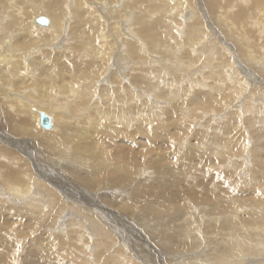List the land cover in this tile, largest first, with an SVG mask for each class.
<instances>
[{
	"label": "bare ground",
	"instance_id": "6f19581e",
	"mask_svg": "<svg viewBox=\"0 0 264 264\" xmlns=\"http://www.w3.org/2000/svg\"><path fill=\"white\" fill-rule=\"evenodd\" d=\"M17 1L10 0L8 7L0 6V49L4 46L6 55L0 59V92L1 97L11 94L9 104L5 103L11 110L5 117L7 124L16 132L31 130L30 127L26 130L25 124L28 108H35L36 104L32 93L40 91L44 83L45 92L61 99L47 103L52 113L48 110L51 126L45 129L54 127L58 110L65 108L67 114L62 117V127L56 131L57 137L51 136L56 142L64 141L61 142L64 145L70 142L75 152L83 156L86 168L76 169L71 162L65 166L62 163L63 175L52 172L56 177L55 186L51 187L38 175L3 169L4 164L11 166L18 158L8 155L7 149L0 146V264H15L19 247L25 249L22 264H80L76 261L79 254L74 251L85 250V245L79 246L81 240H86L80 231L84 220L70 216L90 220L88 226L96 245L103 236L94 230L97 218L89 210L118 209L137 219L141 203L147 213L146 217L138 218L146 221L145 225L152 223L150 227L154 229L145 235L153 238L154 247L167 257L185 258L187 252L196 250L204 264H251L257 258L253 264H264V199L256 191H241L235 174L219 169L225 162V166L241 169L238 175L244 177L253 172L264 173V162L257 152L264 149V103L256 100L258 89L264 94V41L259 44L246 37L241 42L238 40L243 36H239L229 44V39L217 32V27L207 39V26L198 11L191 7L182 10L183 0H43V3L21 0L20 6ZM119 1L122 6L117 9ZM196 1L202 10L206 6L202 12L213 27L217 14L221 13V8H217L221 0ZM2 2L5 0H0V5ZM254 5L260 6V0H254ZM261 7L257 9L261 12L257 21L263 23L264 6ZM45 15L49 16L47 24L39 23L37 19ZM183 18L189 20L185 23ZM107 25L111 27L110 33L105 32ZM179 28H185L184 37ZM111 37L114 39L110 40ZM36 41L39 44H34ZM255 46L261 52L258 56L261 64L257 62V68L241 58V53H257L258 50H252ZM234 50L240 52L241 57H233L241 72L235 65L230 70L229 53ZM24 60L29 62H21ZM192 65L199 67L192 76L198 73L199 77H191V85H183L177 78L187 77L185 73ZM29 68L35 73L41 68L50 70L52 80L46 82L47 77L43 78L45 81H40L36 89V80L31 78L33 71ZM42 93L37 92L36 96ZM249 112L255 115L241 116ZM38 113L32 112L35 120ZM222 113L225 118H219ZM18 115L23 127L15 124ZM196 119L202 128L194 126L179 145L184 157L181 159L188 162L205 154L209 157L206 168L211 177L205 183L208 188L204 194L191 190L197 184L189 182L186 176L194 174L195 178L190 180L195 181L204 174L199 167H193L194 172H186L180 166L171 179L166 180L160 173L150 185H144L146 178H136L132 167L127 170V158L115 160L108 151L109 145L124 144L136 151L128 159L137 166L140 155H152L143 146L144 140L149 139L151 146L165 142L167 149L161 154L156 151L159 159L152 163L155 162V168L174 170V161L168 159L176 154L172 150L174 139L188 133L192 127L189 122ZM0 126H3L1 117ZM176 126L184 133L173 136L169 129ZM245 127L256 136V144L248 152L245 151L248 148L244 141ZM42 131V135H49L46 130ZM195 133L199 142L192 139ZM136 137L143 140L137 142ZM235 151L241 153L236 158L247 152L249 164L243 166L237 159L228 163L226 156ZM42 168L45 169L44 165ZM184 180L189 189L182 191L179 186ZM131 184L138 185L127 198ZM56 189H63L62 193ZM68 198L91 206L81 207L80 211L66 201ZM121 238L122 235L115 233L107 245L101 244L106 250L103 264H137L123 254ZM68 248L74 253L71 258H63L61 253ZM96 256L95 264H102L96 263L102 254ZM89 257L85 254L80 259L88 261Z\"/></svg>",
	"mask_w": 264,
	"mask_h": 264
},
{
	"label": "rangeland",
	"instance_id": "374dc122",
	"mask_svg": "<svg viewBox=\"0 0 264 264\" xmlns=\"http://www.w3.org/2000/svg\"><path fill=\"white\" fill-rule=\"evenodd\" d=\"M9 1L5 0V2H7V3L2 2L0 6H2V8H3V6L8 7L9 4H11V2H9ZM18 1L21 2V0H18ZM35 1H38L36 3H43V0H35ZM35 1H34V3H35ZM52 1H54V0H52ZM171 1L173 2L174 0H171ZM248 1L250 3L253 1L252 3L254 4V0H244V1L243 0H224V3L221 0L218 3V7H217L218 9L221 8V11H220L221 13L217 14L218 18L216 16V19H217L216 22H214V23L211 22V23L214 24L213 27L209 23L210 20L209 19L206 20L204 18L203 12L206 11V6L202 10V7H198L196 0H192L193 5L191 3V0H183L184 3H183L182 10L185 9V8L191 7V9H194V10L198 11L199 16H201L203 24L205 26H207L206 29H207L208 34H209L207 39H209V36L212 33L211 31L216 30V29H213V28L217 27L219 29V30H217V32H219V34L223 33V37H225L226 39H229L228 40L229 42H227L229 44H230V42H232V40H234L236 38H239V36H241V37L243 36V37L241 39H239L238 41L242 42L246 37H249L250 40L251 39H252V41L255 40V41L259 42V44H261L262 40L264 41V21L262 23L261 20L260 21H257V20H259L261 18V16H259L260 15L259 13H261V12L260 11L258 12V10H259L258 8H262L261 5L264 6V0H260V6L259 5L258 6H255V5L253 6V4H250ZM4 3H5V5H3ZM18 4H19V2H18ZM69 4H70V2H69ZM117 4L119 5V6H117V9L120 6H122V2H120V1ZM19 6H20V4H19ZM223 6H225V7H223ZM112 8H116V7H114V5H112ZM250 9L253 10V11H251ZM216 11H218V10H216ZM230 12H232V13H230ZM254 15H256V18H255ZM45 16H46V18L49 19L48 15H45ZM223 19H226V20H223ZM229 19H231V20H229ZM183 20L184 21L186 20L185 21V23H186L189 20V18H183ZM242 21H244V22H242ZM224 22H226V23H224ZM228 23H229V26L227 25ZM206 24H208V25H206ZM248 28H250V29H248ZM261 28L263 29V31H262ZM179 29H181V31L183 32L185 28H183V29L179 28ZM105 30H106L105 32L110 33V30H111L110 25H107ZM183 35H184V32H183V34H181V36H183ZM228 36H229V38H228ZM113 39L114 38H112L110 40H113ZM217 41L218 42H216V43H219V41H221V40L219 39ZM38 42L39 41H36V42H34V44H37ZM225 43H223V44L226 46ZM53 46H55V45L53 44L52 47ZM249 47H251V44H250ZM3 48H4V46L0 49V59L3 56L4 57L6 56L5 53H4ZM226 48H228V47L226 46ZM258 48H259V46H255L252 49V50H254V49L258 50L257 53L250 52V54H248V55H245L244 53H241V55L243 57L240 56V52L238 50H234V52H233L234 55H233V53H231V55L229 53V56H232V57H230V59L232 60V66L230 67V70H233L234 67L236 66L235 68L237 69V71L241 72V70L238 68V64L236 65L235 57H237V56L241 57L242 59L246 58L248 60V62H249L247 65L253 66V67L255 65V68H257V62H258V64H261L258 61V56H261V52L259 51ZM54 52H55V50H54ZM28 55H30V54H28ZM40 56L41 55H39L38 58H40ZM233 56H235V57H233ZM250 57H251V59L253 61H251ZM31 58H32V56H31ZM16 59H18V58H16ZM32 60H33V58L30 59L29 61L31 62ZM29 61L24 60V61H21V62L26 63V62H29ZM114 61H112V64H113ZM191 67L192 68H189L188 71L185 73V75L187 77L179 76V78H177V80L180 81L183 85H185V84L191 85V81H189L190 78L191 77H194V78L195 77H199L198 73H197V75L192 76V72L195 74V71H196L195 69L199 68V67L197 65H192ZM29 70L33 71L32 72L33 76H31V78L36 80V83L34 84L36 89H38V87H37V86H39L38 83L40 81L44 82L45 81L44 79H46V77H47L46 82H49V81L52 80V78L50 76V73H49L50 70H44V69L41 68V69H38L36 71V73L34 72V70L32 68H29ZM37 72H39V73H37ZM39 76L41 77V79H40ZM42 82H40V83H42ZM196 84L194 83V85H196ZM43 86H44V83L41 84L40 91L36 90V92H34V94L32 93L33 99L36 101V104H35V108L34 107H29L28 108L29 114L26 115L28 123L25 124L26 130H27L28 127H30L31 130H28V132L25 131V132H22V133L21 132H16V131H14V129L11 130V127H10L11 124H7L9 122H7V118H5V117L7 115V112H9L11 110H9V106H7L6 104H9L8 97L11 94L6 96V97L3 95L7 99V100L6 99L4 100L3 99L4 97L3 96H2L3 98L1 97V92H0V97H1L0 98V117H1V124L3 125V126H0V141H1L0 142V146L2 148H6L7 149L8 155H10L12 157L16 156L15 157L16 159L18 158V160L15 161L14 163H12L11 166L9 164H8V166L6 164H4L3 165V169H5V170L9 169L11 172H13V171L19 172V173L29 172L32 175H38L39 177H41L43 182H45L47 185L49 184V185H51V187H53V186H55V184L53 182V179L56 177V176H54L53 173H55L56 175H58V174L59 175H63V172H62V170L60 168L62 163H64V166H65L66 162H68V163L71 162L70 165H72L76 169L80 168V167L86 168L85 167L86 163L83 160V156L78 155L75 152L74 147H73V145L70 142L68 144L64 145V143H65L64 141H59V142H56L57 140L54 141L53 137H55V136L57 137V134L55 135V133H57L56 131H58L62 127V120H63L62 117H65L66 114H67L65 112V108H60L61 111L58 110V115L59 116H57V118L54 120V122H53V126L54 127H52L51 130L43 128L42 125L40 124V121H39L40 113L41 112L47 113V112H49L48 110H50V107H49V105L47 103H56V100H58V99L61 100L60 97L58 98L57 96H53L54 94H50L48 92H45L46 90L42 89ZM203 86H204V84H203ZM249 86H250V84H249ZM65 90L68 91L67 88ZM258 91L259 92H257L258 95H256V100L258 101L260 99L262 101L261 103H264V101H263L264 100V94L261 92V89H258ZM37 92H38V94H40L42 92L43 93L40 96L39 95L36 96ZM261 93L263 94V96H260V95H262ZM46 94H48V95H46ZM49 94L51 96H49ZM16 95L20 96V94H18V93ZM12 96H15V95H12ZM41 96L44 97V98H42ZM219 96L224 97L223 94H219ZM39 97H41V98H39ZM47 97H49L50 101H49V99ZM37 98L39 100H36ZM52 99H54V100H52ZM38 101H40V103H44V104H40V103H38ZM67 101H68V98H67ZM36 108H38V110H36ZM45 110H47V112ZM62 110L64 111V113H63ZM33 111L39 112L38 113V119L36 117V120L34 119V116H32L33 115L32 114ZM51 113H52V111H51ZM51 113L49 112L47 114H51ZM61 113L63 114V116H62ZM198 113H200V111ZM60 115H61V117H60ZM137 115H139V114H137ZM224 115H225L224 113L220 114L219 118H225ZM250 115L254 116L255 113L249 112L248 114L245 113V116L243 114L241 116H243V118H244L246 116L251 117ZM199 119H196V120H194L192 122H189V124L192 127H191V129H189L187 131L188 133H186L182 138L174 139V144L175 145H173L172 150L173 151L175 150L176 154H175V157H172V158H169V156H168V159H169V161H174L172 163H174L173 167L176 168V169H174L175 171L172 170L171 168L167 169L165 167H156L155 168V165H154L155 162L152 163L153 161L157 162L158 159H159V158H157L156 151L159 150L158 153L161 154V152H163V151H165L167 149L165 142H161L160 141V142H158V144L155 143L156 145H152L151 146L152 142L150 143L149 139H147L148 141L144 140L143 141V144H144L143 146L146 147V150L151 151L152 155H150V156L140 155L139 156V160L141 162L140 163L136 162V163L140 164V165H137V166L133 165L135 163H133L132 161L129 160L133 156V153L134 152L136 153V151H133L129 147H127V148L124 147L123 146L124 144L120 145V143H119V145H109L108 146V151L110 153H112V156H114L115 160H117V159H119L121 157H122V160L127 158V163H128L127 165L129 166V168H127V170L132 167V170L134 169V171H135L136 178H138V177L139 178H144V179L146 178L145 179L146 181L143 182L144 185H150L153 182V180L160 173L164 176V178L166 180L171 179L173 174H177L179 172L177 170V167L179 168L180 166H182L183 170L186 171V172H194V170L192 168L195 167V166L199 167V168H201V170H203L204 174H201L199 177H197L195 179V181L190 180V179H194L195 178L194 174H187L186 176L188 177L187 180H189V182H194V183L197 184L191 190H194V191L197 190V191L202 192V194H204V192L206 193L205 190H207V188H208V186H206L205 183L211 177L210 174L207 172V168H206V166L208 164V158L209 157L207 156V154H205L203 157L202 156L196 157V160L194 162H188L186 159H181V158H184V157L180 154V151H182V148H180V145H179V142H181V140H183V141L186 140V139H184L185 136H187L188 134L192 133L191 130L193 129L194 126L195 127L198 126V128H202L198 124L199 123L198 122ZM187 121H189V119H187ZM66 122L68 123V121H66ZM75 122H78V121H75ZM15 124H17L16 125L17 127H23L22 122H21V118H20L19 115L17 116V118L15 120ZM55 125L58 126V127H55ZM59 125H61V126H59ZM16 126H14V127H16ZM36 127L39 128V129H37ZM131 128H132L131 131L134 130L133 126ZM240 128L242 129V126H240ZM42 130H46L45 132H47V134H49V135H44V134L42 135V133H44V131H42ZM169 130L171 131L173 136H177L178 134L184 133V130L178 128V126L174 127V129L170 128ZM243 131L246 132L245 136H247L244 139V141L246 142V146L248 147V148H245V149H247L245 151L248 152L251 149V147H253L256 144V141L254 140V139H256V136H253V134H250V131L247 130V127H245V129ZM248 136H250V137H248ZM196 137H198V135L195 133L194 138H192V139H195ZM51 138H53V139H51ZM136 140L138 142V141H141L143 139L136 137ZM194 141L195 142L198 141V138L195 139ZM61 142H64V143H61ZM59 147H61V148H59ZM186 148H188L187 144L185 146V149ZM201 148L204 149L205 146H202ZM201 148L199 147L198 150L202 151ZM128 150H131V151H128ZM2 152L4 153L5 151H2ZM138 152H139V150H138ZM204 152H206V151L204 150ZM247 152H243V156H241L240 158H236V157H238V155L241 154L238 151L228 153V155L226 156V160L229 161L228 163H230L231 160L237 159V160H239V164H242L243 166H245V165L249 164L248 160H250V158L248 156L249 154L246 155ZM257 152L260 155V158L263 159L262 161L264 162V158H263L264 157V149H258ZM11 154H13V155H11ZM217 156H219V155H217ZM67 157H69V158H67ZM78 157H80V159ZM71 158H73V159H71ZM68 159H70V160H68ZM179 159H181V160H179ZM56 160H57V162H56ZM176 160H179V161H176ZM242 160H244V161H242ZM225 164H226L225 162L220 164L219 169L221 171H224V172L229 171V172H231L232 175L235 174L234 175V179H236L237 182L239 183V187H240L241 191L253 190L252 193L254 191H256L259 194L261 193L260 195L263 196V197L261 196V198L264 199V173H260V172L254 173L253 172V173H251V175L249 173L248 177H244L241 174L238 175V173H239V171L241 169H238V167H232L233 165H230L228 167L227 165L225 166ZM43 165H44L45 169L42 168ZM84 168H83V170H84ZM37 170H39V172ZM60 172H61V174H60ZM241 172H242V170H241ZM42 174H43V176H42ZM140 174H142V175H140ZM137 185L138 184H131L129 186V189L127 190V198L130 196L132 191L137 187ZM186 188H187V182H185V180H184V182H181V184L179 186V189L184 191ZM187 189H189V187ZM58 190L56 189V191H58ZM62 190L60 189L59 191L62 193ZM59 191H58V193H59ZM235 191H237V190H235ZM245 198H246V196H245ZM68 199L66 201H68V203H70L72 206L77 207L80 211H81V207H89V206H91V205H89L87 203H80V202L76 201L75 199H70V198H68ZM141 204L139 205V208H138L139 211H138V215L137 216L140 217V218H143V217H146L147 211L145 210V208L141 207ZM110 210L112 212H110L106 208L104 209L103 207L96 208V211L89 210V212L94 213V215L97 218V220H96L97 224H94V226H95L94 230L98 231V236H99V234L101 236H103V239H99L100 241L96 245H94V240H95V237H93L94 234H92L90 226H88V224L90 223V220L86 219L85 217L84 218L83 217H77V216H74V215L70 216V217H73V218H76V219H83L84 220V223H83L82 227L80 228L81 229L80 231L82 232V235L85 236L86 240H83V241L81 240L79 246L81 247L82 244L85 245V247H84L85 250L83 252L82 251H78V250L74 251L75 253L79 254V256L76 258V261H78L80 264H95V262L93 260H96V258H97L96 255H99V254H102V256L99 257V260L96 261V263L104 261L105 254H103V253H105L106 250H104L105 247L101 248L100 246L104 242L107 245L109 237L111 235L115 236V233H116V236H120L121 237V235H122V237H123V239L122 238L120 239V242H122L121 246H123V250L126 251V252L124 251L123 254H125V256L127 258H130L131 260H134L135 263H137V264H172V261H173V264H183V261H184L185 264H187V263L190 264V262H198L199 264H204V263H202V261H200V259H201L200 257L201 256H199L197 254L198 251H196V250H191V251L187 252L188 254L186 253L187 255L185 256V258L167 257L166 254L159 252L160 250L158 251L157 248L154 247V244H153V240L154 239L153 238H149L148 239L147 238L148 235H145V232L147 234L148 233L150 234V233L153 232V230H154L153 227L152 226L150 227V225H152V223H150L148 225L147 224L145 225L146 221H144V220H142V219H140L138 217H137V219L136 218H131L132 216L124 215V213L121 210H118V209L117 210L110 209ZM58 219H60V218H58ZM64 221H66V220H64ZM139 222H140V224H138ZM99 223H101V224H99ZM139 227H140V229H142L141 232H138V230H137V229H139ZM45 229L48 231L47 228H45ZM49 231H51L50 228H49ZM197 231L200 232V230H197ZM53 232H56V230L53 229ZM88 238L90 239L89 242L87 241ZM79 239H84V237L83 238H79ZM145 239L146 240L148 239L149 242L146 241ZM262 240H264V236H262ZM24 250H25L24 248H20V247L17 250L18 253H17V257H15V261H16L15 264H22L21 255L22 254L24 255ZM74 252L71 251V249L68 248L67 250H65V252L61 253V256L63 258H71L72 257V253H74ZM85 254L88 255V257L90 255H92V254H94V255L89 257V258H91L90 260L83 261V260L80 259V257L85 255ZM176 261H177V263H176ZM254 261H258V258L254 259ZM254 261H252L251 264H253ZM102 264H103V262H102Z\"/></svg>",
	"mask_w": 264,
	"mask_h": 264
},
{
	"label": "water",
	"instance_id": "95a60500",
	"mask_svg": "<svg viewBox=\"0 0 264 264\" xmlns=\"http://www.w3.org/2000/svg\"><path fill=\"white\" fill-rule=\"evenodd\" d=\"M37 21L41 24H47L48 19L46 17H39ZM39 121L44 128H49L51 126V119L45 112L40 113Z\"/></svg>",
	"mask_w": 264,
	"mask_h": 264
}]
</instances>
